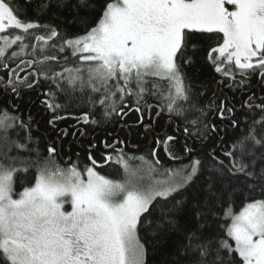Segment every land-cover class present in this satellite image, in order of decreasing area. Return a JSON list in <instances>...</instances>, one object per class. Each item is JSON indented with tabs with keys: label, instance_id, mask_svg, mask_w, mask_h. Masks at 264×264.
<instances>
[{
	"label": "snow or ice",
	"instance_id": "obj_1",
	"mask_svg": "<svg viewBox=\"0 0 264 264\" xmlns=\"http://www.w3.org/2000/svg\"><path fill=\"white\" fill-rule=\"evenodd\" d=\"M81 8L96 18L81 16ZM36 14L73 19L62 22L69 28L62 33L59 25L22 18L16 0H0V131L24 133L0 137V264H149L150 255L161 256L159 264H264V198H249L239 212L231 203L237 192L264 197V0H104L99 8L89 0H44ZM213 36L219 39L206 60L220 80L199 106L207 86L183 69L194 64L197 38L203 47ZM45 86L41 103L53 128L67 119L99 126L139 114L155 144L151 159L129 155L111 133L90 143L83 168L71 158L67 167L57 163L55 141L44 156L31 114L25 121L14 113L25 90ZM224 87L240 94L239 108ZM153 110L157 119L167 112L170 123L184 119L186 139L207 141L226 131L224 121L234 130L243 124V134L226 149L224 137L211 148L186 142L181 155L175 135L144 123ZM209 112L221 124L208 121ZM161 151L174 167H164ZM113 164L120 179L97 170ZM29 172L34 183L16 191L17 175Z\"/></svg>",
	"mask_w": 264,
	"mask_h": 264
},
{
	"label": "trees",
	"instance_id": "obj_2",
	"mask_svg": "<svg viewBox=\"0 0 264 264\" xmlns=\"http://www.w3.org/2000/svg\"><path fill=\"white\" fill-rule=\"evenodd\" d=\"M42 2H44V0H31V3H26L25 0H16V5L19 7L20 11L24 13V16L22 18L30 20H40L41 23H53L59 25L62 33L66 30H69L68 25L63 24L62 22L64 20L71 21L75 13H73V15H61L57 20H52L47 15H44L43 17L38 16L36 14V9ZM89 2L99 8L100 4L104 3V0H89ZM72 3H76V0H72ZM80 15H87L89 16L90 20L96 18L95 13L89 12L83 8L80 9ZM89 26H91V24ZM72 27L73 29H78L80 26L77 24L73 25ZM217 39H219V37L216 36H213L210 39H205L203 42V47H201L200 38L198 37L196 43L197 47L200 48V50L197 51L193 56L191 46H189V51L187 53L188 56H193L194 64L185 67L183 70L186 71L195 82H197L198 84L203 83L207 86V95L199 100V106H205L207 104L208 98L212 96V93L217 88V81L220 80V76L214 73L211 66L206 60L207 48L209 46H214ZM18 62L19 61H17V63ZM73 62L74 61H70V63ZM45 67H48V65H45ZM0 75H4V73L0 72ZM159 83H161L163 86H166V81H159ZM252 84L255 85L256 81L253 80ZM47 90V86L35 91L25 90L23 102L20 106V111L19 113H14L16 115L22 114L25 121L28 120L29 114H31V135L33 137V140L39 141L38 147L40 152L44 156H47L46 148L48 144L52 141H55V146L57 147V149L58 143L60 144V151H58V155L56 156L57 163H59L62 167H67L68 165L64 161L71 158L73 162H76L78 160L80 162L81 168H83L84 164L87 163L88 147L90 143L95 142L97 145H99L100 141L106 138V133H111L114 137L125 141V152H127L129 155L137 157L145 156L146 158L151 159V149L155 147V144L153 142V137L145 133L144 126L138 124L139 114L131 112L123 118L113 117L110 121L101 122L99 126L92 124L77 125L76 120L67 119L58 121L55 127L53 128L48 124V121L52 119L53 114L49 110H47L44 104L41 103L42 100L46 99V97L41 93ZM223 91L230 99H234L237 108H239L240 94H233L232 92L228 91L226 87L223 88ZM6 100L7 98H5V101ZM60 102L65 103L66 101L61 100ZM148 103H155V101L149 98ZM217 103H219V100H217ZM4 106L5 103L0 102V107ZM11 111L12 110L9 109V112ZM80 111L81 109L75 106L71 109L72 114L75 116H78L80 114ZM100 111L102 110H97L94 113L96 119L98 120L100 119ZM57 115H65V113L59 112L57 113ZM146 115L147 112H145L144 123L151 124V127L155 129L156 133L163 135V133L166 132L167 135H175L177 137V142L174 147L178 153H180L181 146L184 145L186 142L191 146L196 147L197 149L201 147L211 148L215 147L219 143L221 137H224V149H226L227 145L231 143L232 138L234 136L242 135L244 129L243 124L240 126V128H237L235 130L231 128L228 121H224L223 124H221L219 120H213L212 113L209 112L207 120L213 121L217 124H221V127L225 128L226 131H221L219 135L213 133L209 140L202 142L200 140H197L195 137L186 139L185 134L183 132V128L186 126V121L184 119H176L175 117H173V122L170 123L167 112L162 114L157 119L155 110H153L151 113L155 121H150L146 117ZM237 115L240 116L241 114L238 112ZM189 118L191 119L192 117ZM65 128L68 129V135L66 137L61 132V129ZM78 129H82L86 134L81 136ZM73 132H76L75 136L72 135ZM18 134L22 136L24 133L18 128L9 129L7 133L0 131V137L7 135L11 139H16ZM109 142H111V140H109ZM2 144L3 141H0V145ZM32 147L35 148L37 147V145L33 144ZM100 151H102V147H98L97 151L93 154L98 155ZM180 154L182 155L183 153ZM199 154L201 155V157H204L206 159L205 152H200ZM159 156L165 168L175 166L174 162L169 160L168 157L164 155L163 151L159 153ZM62 158H64L65 160L62 161ZM184 162L187 163L186 160ZM132 163L135 165L138 164L139 161H133ZM97 170L100 171L102 175H106L111 179L121 178L119 174L122 172V169L114 164L111 166H106L103 169ZM34 176V172H29L26 175L23 173L18 174L15 186L16 191L22 190L23 187L31 186V184L34 183ZM253 197L256 199L264 198L261 197L258 192H237V194H235L231 199L233 211H239L240 208L248 202V199ZM158 214V212L154 213V215ZM223 222L224 221L221 220V223ZM141 235L144 234L141 233ZM161 259L162 257L159 255H150L149 264H159V261Z\"/></svg>",
	"mask_w": 264,
	"mask_h": 264
},
{
	"label": "rangeland",
	"instance_id": "obj_3",
	"mask_svg": "<svg viewBox=\"0 0 264 264\" xmlns=\"http://www.w3.org/2000/svg\"><path fill=\"white\" fill-rule=\"evenodd\" d=\"M122 175H123V172H121V173L119 174L120 177H122ZM241 208H242V207H241ZM241 208H240V209H241ZM65 210H66V211H70V210H71V207H70L69 204H66V205H65ZM237 212H239V211H237ZM229 222H230V221H229Z\"/></svg>",
	"mask_w": 264,
	"mask_h": 264
},
{
	"label": "flooded vegetation",
	"instance_id": "obj_4",
	"mask_svg": "<svg viewBox=\"0 0 264 264\" xmlns=\"http://www.w3.org/2000/svg\"><path fill=\"white\" fill-rule=\"evenodd\" d=\"M25 73H21V75H24ZM146 117L148 118V113H147V115H146ZM154 118H155V116H154ZM153 121H155V119H153ZM157 134H159V133H157ZM58 151H60V144L58 143ZM167 157V156H166ZM62 161H64L65 159L64 158H62L61 159ZM65 162V161H64Z\"/></svg>",
	"mask_w": 264,
	"mask_h": 264
},
{
	"label": "water",
	"instance_id": "obj_5",
	"mask_svg": "<svg viewBox=\"0 0 264 264\" xmlns=\"http://www.w3.org/2000/svg\"><path fill=\"white\" fill-rule=\"evenodd\" d=\"M67 161V160H66Z\"/></svg>",
	"mask_w": 264,
	"mask_h": 264
}]
</instances>
